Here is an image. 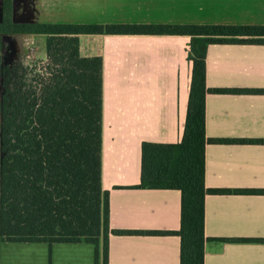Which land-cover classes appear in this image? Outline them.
Instances as JSON below:
<instances>
[{
	"label": "crops",
	"instance_id": "1",
	"mask_svg": "<svg viewBox=\"0 0 264 264\" xmlns=\"http://www.w3.org/2000/svg\"><path fill=\"white\" fill-rule=\"evenodd\" d=\"M1 6L2 0L0 19ZM12 19L264 23V0H12ZM3 38L8 61L18 55L46 57L43 33H6ZM78 40L81 55H101L103 61L101 186L109 191V228L178 229L180 191L134 185L140 182L142 141L181 139L190 36L79 33ZM205 62L208 87L264 88V44L210 43ZM205 133L264 138V93H206ZM204 166L208 188L264 190V143H206ZM204 233V264H264V192L206 193ZM92 246L86 241L4 240L0 264H94ZM179 246L174 233H110L108 264H179Z\"/></svg>",
	"mask_w": 264,
	"mask_h": 264
},
{
	"label": "trees",
	"instance_id": "2",
	"mask_svg": "<svg viewBox=\"0 0 264 264\" xmlns=\"http://www.w3.org/2000/svg\"><path fill=\"white\" fill-rule=\"evenodd\" d=\"M0 19V243L87 241L94 264H108L116 234H177L179 264H204V198L208 192L264 190L208 188L206 143H264V138L209 137L205 95L264 93V88L208 87L210 43L264 44V23H77L15 21L12 0ZM45 34L46 57L5 59L4 34ZM79 33H168L190 36V85L183 133L177 142H141L136 187L180 191L176 230L109 228V191L101 186V55L79 53Z\"/></svg>",
	"mask_w": 264,
	"mask_h": 264
},
{
	"label": "rangeland",
	"instance_id": "3",
	"mask_svg": "<svg viewBox=\"0 0 264 264\" xmlns=\"http://www.w3.org/2000/svg\"><path fill=\"white\" fill-rule=\"evenodd\" d=\"M256 23H259V22H256ZM40 39H41V41H38V47L40 48V51L42 52L43 51V49H44V36H41L40 37ZM4 47L6 48L7 46L6 45H4ZM7 49V48H6ZM6 51V50H5ZM10 51V50H9ZM39 51V52H40ZM9 53V52H8ZM37 53H38V51H37ZM28 59H40V58H38L37 56H35V57H32V56H30V57H28ZM87 242V241H86ZM87 243H90V244H92L91 242H87ZM93 245V244H92ZM93 247V246H92Z\"/></svg>",
	"mask_w": 264,
	"mask_h": 264
}]
</instances>
